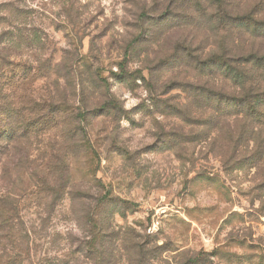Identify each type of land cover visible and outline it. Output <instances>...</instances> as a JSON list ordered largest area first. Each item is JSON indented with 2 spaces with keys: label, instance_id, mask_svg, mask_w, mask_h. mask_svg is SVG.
I'll use <instances>...</instances> for the list:
<instances>
[{
  "label": "rangeland",
  "instance_id": "rangeland-1",
  "mask_svg": "<svg viewBox=\"0 0 264 264\" xmlns=\"http://www.w3.org/2000/svg\"><path fill=\"white\" fill-rule=\"evenodd\" d=\"M0 264H264V0H0Z\"/></svg>",
  "mask_w": 264,
  "mask_h": 264
}]
</instances>
